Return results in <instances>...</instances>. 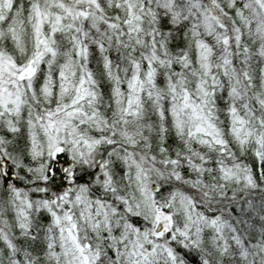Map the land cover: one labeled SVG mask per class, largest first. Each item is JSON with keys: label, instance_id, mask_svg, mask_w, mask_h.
<instances>
[{"label": "snow or ice", "instance_id": "1", "mask_svg": "<svg viewBox=\"0 0 264 264\" xmlns=\"http://www.w3.org/2000/svg\"><path fill=\"white\" fill-rule=\"evenodd\" d=\"M254 2L264 11V0ZM249 6L248 3L241 5L237 0H224L223 3L221 0H207L206 3L204 0H44L43 6L41 0H29L28 4L21 0H0V25L7 24L6 30L0 27V40L5 42V47L0 48V119L5 116L9 118L4 120L6 136L19 132L11 118L20 116L26 92H31L35 97L33 82L44 64H47L49 71L43 77L40 93L49 96L58 88V94L71 95L70 103L58 104L55 112L49 111L43 120L37 117L47 139V159L51 163H42L37 168L26 167L18 157L3 150L7 141L5 137H0V152L3 153L0 154V187L7 190L17 226L27 239L36 241L37 237L30 235L32 217L46 224L42 229L46 233V243L43 249L36 246L37 259L38 252L43 250L48 264H122V261L125 264H159L160 256L166 257L167 264H185L189 258L191 264H206L203 259L198 260L191 255L199 247L198 236L192 232L193 223L197 234L201 231L199 225L202 223L219 231L218 218L209 219L203 214L193 218L194 206L181 202L185 223L183 227L176 226L171 205L161 208L154 199L149 204L150 192L147 188H141L145 198L144 207L151 210L150 224L144 227L149 217H142L141 203L135 201L134 196L132 200L117 196L115 204L111 205L99 198L95 201L87 199L86 193L92 181L85 180L84 176H91L93 181H102L104 189L109 190L111 173L107 169V161L97 164L95 172H88V160L84 152L78 151L79 144L83 143L88 149L87 154L91 155L102 140L109 146L113 141L85 138L72 126V121L79 119L81 124L88 120L95 121L98 128L106 123L97 112L90 114L83 107L85 103L91 107L96 100V81L93 74L86 71L89 54L87 40H93L92 51L103 62L105 75L115 81L111 90L114 98L120 95V80L118 76H112L111 50L115 49L121 60L127 55L130 74L123 82L127 89L125 116L138 114L145 93L158 105L161 87L167 88L173 101L179 89L181 108L195 109L191 93L183 86L182 73L177 70L173 59L168 58L169 49L174 46L173 50L181 52L174 59L181 67H187L191 57L184 52V42L191 41L197 62L207 74L212 45L215 43L224 49L222 65L227 76L228 66L233 63V48L239 50L242 45L241 26H251V20L245 14ZM25 11L29 20L33 21V51L20 62L7 50V44L10 41L23 54L24 45L17 23ZM256 30L264 34V21L257 24ZM145 44H148L149 51L140 60L136 59V49L143 48ZM243 50L245 54L248 51L246 46ZM236 55H240V52L237 51ZM61 58L63 63L59 65L54 79L51 70ZM74 60L81 65L78 76ZM244 75L248 78L247 73ZM211 79L215 87L216 78L212 76ZM56 80H59L58 85ZM196 87L206 103L210 94L207 81H200ZM259 102L264 104V101ZM169 112L176 115L174 108H169ZM230 112L235 117L237 135L243 133L245 137L251 136L252 133L243 127L246 121L235 114L234 108ZM61 114L63 118L57 119ZM158 115L164 119L163 108L158 109ZM261 126L264 127V121ZM35 127L29 119L28 152L32 160L45 155ZM65 132L67 139L62 136ZM256 142L264 144V134L259 135ZM66 143L73 146L71 151H66ZM240 143H246V139ZM73 164L76 166L70 167ZM81 167L85 168V172L78 175ZM49 168L55 175L49 173ZM34 175L39 179H34ZM261 175H264V168ZM57 176L60 177L59 181ZM247 179L249 184L253 183L251 176ZM25 181L31 182V188ZM137 181L140 182L139 176ZM73 184L77 188H73ZM74 204L81 207L79 219L73 215ZM177 239L182 244L174 248L172 242ZM235 239L241 247L242 258H247V249L240 244L239 237ZM0 242L8 249L10 257L16 256L15 244L2 231ZM23 255L28 264H35V261L29 260L33 252L26 250ZM12 264L19 262L12 261Z\"/></svg>", "mask_w": 264, "mask_h": 264}, {"label": "clouds", "instance_id": "2", "mask_svg": "<svg viewBox=\"0 0 264 264\" xmlns=\"http://www.w3.org/2000/svg\"><path fill=\"white\" fill-rule=\"evenodd\" d=\"M21 2L28 4L29 0ZM237 2L250 5L245 14L251 20V26H241L242 45L239 50L233 48V63L228 66L227 76L222 65L224 49L215 43L212 45L213 53L208 61L207 74L197 62L195 47L191 41L184 42V52L191 57V63L187 67H181L174 59L182 53L173 50L174 46L169 49L168 58L173 59L177 70L182 73L183 86L191 93L195 109L181 108L179 89L173 101L167 88L161 87L158 105L145 93L141 98L138 114L125 116L127 89L123 82L126 75L130 74L127 55L121 60L117 51L111 50L112 76H118L120 80V95L114 98L111 90L115 81L105 75L103 62L92 51L94 42L89 39L86 41L89 45L86 71L91 72L96 81V100L91 107L87 103L83 107L90 114L97 112L106 123H102L98 128L95 121L88 120L84 124H81L79 119L72 121V126L85 138H107L113 141L109 146L102 140L91 155L87 154L88 149L83 143L79 144L78 151L84 152L88 160V172H95L97 164L107 161V169L111 173L109 190L104 189L102 181H93L91 176H84L85 180L92 181L86 193L87 199L95 201L99 198L111 205L115 204L117 196L127 197L129 200L134 196L135 201L141 203L142 217H149L144 227L150 224L151 210L144 207L145 198L141 188L149 190V204L154 199L155 204L161 208L171 205L176 226L183 227L185 223L181 202L194 206L193 218L201 214L209 219L218 218L219 231L202 223L199 225L201 231L197 234L196 225L193 223L192 232L198 236L199 247L191 252V255L196 256L198 260L203 259L206 264H264V175H261L264 168V144L256 142L257 137L264 134V127L261 126L264 121V104L259 102L264 101V34L256 30L257 24L264 21V11L254 0ZM43 3L44 0H41L42 6ZM32 24L27 11L18 18L17 27L23 40V54L18 52L10 41L7 44V50L17 61L23 62L32 54ZM0 27L6 30L7 24ZM244 46L248 49L246 54ZM3 47L5 42L0 40V48ZM148 51V44L143 48L138 47L136 59L140 60ZM237 51L240 55H236ZM61 63L63 58L59 59L51 70L54 79ZM74 69L78 76L81 69L79 61L74 60ZM48 71L47 64H44L33 82L35 97L31 92H26L20 116L11 118L19 132L14 136H6L4 120L9 118L5 116L0 119V137H5L7 141L3 150L18 157L26 167L37 168L42 163H51L47 159V139L40 129L37 117L43 120L49 111L55 112L58 104L71 102V95L58 94V88L49 96L40 93L43 77ZM212 76L216 78L215 87L212 86ZM205 80L210 92L206 103L196 87L197 83ZM58 84L59 80H56V85ZM233 89L235 91H232ZM159 108H163L165 112L163 120L158 115ZM169 108L175 109V116L169 112ZM232 108L241 120L246 121L243 127L252 133L251 136L245 137L243 133L237 135L235 117L230 112ZM62 118V114L57 117ZM29 119L36 125L34 131L45 150V155L37 160H32L28 152ZM62 136L67 139V132L62 133ZM242 139H246V143L241 144ZM64 147L66 151H71L73 146L66 143ZM48 171L52 173V168ZM84 172L85 168L81 167L77 174ZM137 176L140 182L137 181ZM249 176L252 177V184L248 182ZM56 178L59 181L60 177ZM34 179H39V176L34 175ZM25 183L31 188V182ZM72 187L77 188L75 184ZM72 212L79 219L81 207L74 204ZM32 220L30 235L36 236V241L27 239L25 233L17 226L7 190L0 187V231L7 234L17 249L16 256L10 257L8 249L0 242V264H12V261L28 264L23 255L26 250L33 252L29 260L35 261V264H48L44 259L43 250L38 252L39 259L36 255V246L43 249L46 243V233L42 230L46 224L43 221L37 222L35 216ZM236 237H239L240 244L247 249V258H242ZM91 238L95 242V237ZM181 244L180 239L172 242L174 248L180 247ZM158 261L159 264H167L164 256L158 257ZM122 264L125 262L122 261ZM185 264H191V258L186 260Z\"/></svg>", "mask_w": 264, "mask_h": 264}]
</instances>
